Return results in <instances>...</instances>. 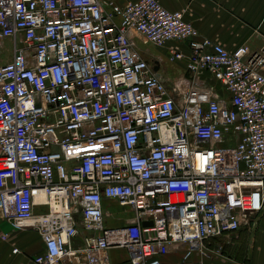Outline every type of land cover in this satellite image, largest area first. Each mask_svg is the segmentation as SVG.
Listing matches in <instances>:
<instances>
[{"label": "built area", "instance_id": "built-area-1", "mask_svg": "<svg viewBox=\"0 0 264 264\" xmlns=\"http://www.w3.org/2000/svg\"><path fill=\"white\" fill-rule=\"evenodd\" d=\"M139 35L174 42L186 72L156 68ZM6 40L0 212L40 235L28 264H109L114 247L130 264L183 248L188 264L264 210V45L228 49L160 0H0ZM105 197L133 219L107 227Z\"/></svg>", "mask_w": 264, "mask_h": 264}, {"label": "crops", "instance_id": "crops-1", "mask_svg": "<svg viewBox=\"0 0 264 264\" xmlns=\"http://www.w3.org/2000/svg\"><path fill=\"white\" fill-rule=\"evenodd\" d=\"M114 1L124 5L130 0ZM170 10H181L185 18L192 22L201 35L207 36L228 49L240 45H249L259 49L264 45V0H160ZM108 8L109 6L106 5ZM137 46L143 57L152 60L156 68L164 71L168 77L176 78L186 72V60L170 62L168 46H155L137 36ZM137 42V41H136ZM185 52L186 42L178 43ZM159 59H163L160 61ZM103 205L108 213L105 215L107 227L121 226L134 217V211L124 206L117 199L105 197ZM252 225L242 227L230 235H222L208 242L206 254L194 251L188 264H264V211L252 215ZM4 222L0 224V233L8 232L6 241L0 238V264H28L29 255L43 249V242L38 232L32 237H24V231L13 232ZM75 245L81 244V234L74 240ZM16 245V246H15ZM18 247L21 251H14ZM14 251V252H13ZM17 252V253H16ZM183 254V248L172 250L162 258V264H177ZM29 256V257H28ZM109 264H130L129 253L124 248L109 249ZM76 264H87L85 261Z\"/></svg>", "mask_w": 264, "mask_h": 264}, {"label": "rangeland", "instance_id": "rangeland-1", "mask_svg": "<svg viewBox=\"0 0 264 264\" xmlns=\"http://www.w3.org/2000/svg\"><path fill=\"white\" fill-rule=\"evenodd\" d=\"M135 39H136V37H135ZM137 42V44L139 43V40H136ZM11 48H12V45H11V43H10V41L9 40H6V42H5V46H4V48H2L1 50H0V63H2V62H4V61H6V60H9V59H11V57H12V53H11ZM217 83V82H216ZM215 83V85H214V87L215 88H219V89H223L218 83L216 84ZM40 208H37V210H39ZM43 209H45V207H43ZM264 211V210H263ZM262 211V212H263ZM4 222H6V223H8L3 217H2V214H1V212H0V224H3ZM8 226H10V231L12 230V227H11V225L8 223ZM24 230H26V231H24V234H23V236L24 237H28V238H31L32 237V234H33V232H35V231H33V229H24ZM20 231H22V230H20ZM9 232V231H8ZM217 238V237H216ZM215 238V239H216ZM213 240L214 239H212L210 242L212 243L213 242ZM16 246V245H15ZM15 248H17V250H15ZM14 251H21L18 247H14V249H13ZM13 251V252H14ZM17 253V252H16ZM30 257L32 256V254L31 255H29ZM28 256V257H29ZM30 259V258H29Z\"/></svg>", "mask_w": 264, "mask_h": 264}, {"label": "water", "instance_id": "water-1", "mask_svg": "<svg viewBox=\"0 0 264 264\" xmlns=\"http://www.w3.org/2000/svg\"><path fill=\"white\" fill-rule=\"evenodd\" d=\"M144 226H150L152 225V221H143Z\"/></svg>", "mask_w": 264, "mask_h": 264}]
</instances>
